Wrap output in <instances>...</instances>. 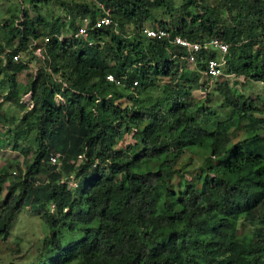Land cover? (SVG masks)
Returning <instances> with one entry per match:
<instances>
[{
	"label": "trees",
	"instance_id": "16d2710c",
	"mask_svg": "<svg viewBox=\"0 0 264 264\" xmlns=\"http://www.w3.org/2000/svg\"><path fill=\"white\" fill-rule=\"evenodd\" d=\"M96 1L109 9L116 25L92 29V44L82 38L58 39L65 25L67 32L77 27L79 17L93 20ZM162 5L170 20L159 24L169 36L217 37L228 43L222 74L203 72L214 50L201 49L190 62L179 57L184 49L167 38L142 32L150 10ZM171 5L172 0H79L66 5L68 19L57 16L45 23V31L36 27L42 19L29 17L24 9L18 19L0 23V50L7 49L6 60L0 61V85L9 86L6 97L16 91L14 76L26 65L12 60V53L47 36L46 67L38 68L28 85L32 106L20 116L22 124L7 128L12 148L22 157L32 154L31 159L23 157V168L19 162L0 165V192L5 191L0 237L9 235L18 210L40 206L39 216L51 231L43 244L54 254L38 264H264V107L250 96L232 93L226 76L264 82V0ZM232 11L224 21L223 12ZM187 63L193 64L182 78L179 71ZM106 73L120 77L121 84L106 80ZM220 76L224 79H216L213 90L238 118H249L245 138L231 147L225 131L234 118L218 119L210 130L199 123L197 111H213L200 106L193 111L195 105L187 100L194 89H205L210 78ZM159 77L168 78L160 98L146 104L134 94L156 87ZM55 93L63 102H55ZM123 97L132 105L117 104ZM132 127L140 147L133 153L130 144L126 150L114 148ZM30 134L32 146L24 143ZM200 140L207 142L209 156L199 185L185 181L182 189L173 190L168 178L174 160ZM51 150L60 152L61 168L46 163ZM225 153L223 160L210 162L211 156ZM69 162L75 164L73 189L59 180ZM13 165L16 173L10 170ZM242 219L252 230L238 237L236 223ZM61 230L79 235L63 244Z\"/></svg>",
	"mask_w": 264,
	"mask_h": 264
},
{
	"label": "rangeland",
	"instance_id": "374dc122",
	"mask_svg": "<svg viewBox=\"0 0 264 264\" xmlns=\"http://www.w3.org/2000/svg\"><path fill=\"white\" fill-rule=\"evenodd\" d=\"M79 0H0V23L4 19H18V15H21V10L24 9L29 17L37 14L40 19H42L36 27L39 31L46 30L45 23L56 18L57 16L67 17L66 5L70 2ZM202 2H207L210 6H216L219 0H200ZM186 3V0H172V8L179 6L180 4ZM166 6L162 5L160 7H155L150 10L151 17L145 20V27L159 28V22L161 20H170L168 13L166 12ZM236 11H232L230 14L223 12V20L228 21L231 16L235 14ZM77 17V16H76ZM75 17V19H76ZM63 18V17H62ZM77 20V19H76ZM66 29V25L64 27ZM63 29L64 33H67ZM3 32V31H2ZM0 32V36L4 33ZM36 45L42 47L43 37L36 38ZM16 39H13L10 44L14 45ZM92 44V42H91ZM42 52V51H41ZM27 57V61H31L32 64L35 62L40 67H46V62L43 54L28 53L26 56H22V59ZM43 59H42V58ZM192 64L185 65L179 71V76L185 78L188 70L192 67ZM34 67L28 65L24 69L17 71L14 76V82L16 86V91L10 93V97L7 96L9 90L8 84L0 85V165L9 162H18L20 158L22 162L20 167L22 168L24 164L23 157L28 160L31 159L32 154H28L26 157L21 155L18 149L12 148V141L9 139V134L7 131L8 126L18 127L22 122L20 121V116H22L25 104L22 101V96L28 91V85L34 78ZM222 80L224 77L210 78L208 80L207 87L194 89L191 94L187 97V100L194 104L195 107L192 109L196 111V107L209 108L213 111L210 114H204L203 111H197L199 113L198 121L203 124L208 129L212 130L214 128L215 121L224 118H234L233 122L228 126L225 131L228 137V147H231L235 142L245 138V128L249 118L236 116V112L230 110L229 107L225 106L224 101L220 93L213 90V85L215 80ZM229 84L231 86L232 93H241L245 96H250L260 108L264 107V82L260 80L248 79L242 75L228 76ZM168 82V78L159 77L157 80V85L154 88H146L141 90L139 93L135 92L133 87L129 91H133L135 95L142 98L144 102L150 103L157 100L162 96V91H160L161 86ZM11 92V91H10ZM16 95V97H15ZM14 96V97H13ZM15 99V101L13 100ZM117 104L120 106L132 105V100L127 98H119L116 100ZM138 105V104H137ZM255 118H260L262 115L254 114ZM135 131V127H132L131 132L124 133L123 137L116 140L114 148H119L126 150L128 144L132 145L130 152H135L139 147V141L136 135L132 132ZM222 134V133H221ZM7 135L6 139L5 136ZM261 136L263 137L262 142L264 143V129L261 131ZM32 142V134L24 140L25 144ZM32 146V143H29ZM227 154H223L219 157H210L211 163H217L223 160ZM209 156V147L206 141L200 140L191 147H185L181 151L180 155L174 160L175 171L171 173L169 180V187L177 191L183 188L184 182H195L199 185L198 175L201 174L203 168L207 165L206 160ZM71 167L69 171L63 175L64 178L69 177V174L74 176V163H70ZM62 167V163L59 168ZM10 170H15L16 167L13 165ZM68 188L73 189L72 186ZM4 189L0 192V200L3 198ZM41 207H23L18 210L9 225V235L5 237H0V264H38L43 261H48L54 254V250H51L49 245H44V238L48 237L50 230L47 225L42 221L39 216ZM236 232L238 237L244 235H249L252 228L250 224L244 219L236 223ZM62 231L61 243L65 244L73 240V237H78L79 234H71L65 230Z\"/></svg>",
	"mask_w": 264,
	"mask_h": 264
},
{
	"label": "built area",
	"instance_id": "2783aa9c",
	"mask_svg": "<svg viewBox=\"0 0 264 264\" xmlns=\"http://www.w3.org/2000/svg\"><path fill=\"white\" fill-rule=\"evenodd\" d=\"M96 8H99L96 17L92 20L88 16H81L79 17V24L77 27L69 31L67 33L61 32L57 37L58 39H63L65 37L69 39H74V38H82L85 40L88 44H91L92 39L89 38V35L92 32V29L97 28L101 25H116L115 20L113 19L110 11L108 8H105L103 3L101 1H96ZM69 17L67 16V19ZM142 32L149 37H165L167 38V41L172 44L176 45L182 49H184V54L179 55L180 58H183L187 61L194 62L195 59L197 58V54L201 49H212L216 52V55L213 57H209L205 60V67L203 72L208 73L212 76L220 75L223 73V65L225 62L224 59V54L227 53L228 51V43L217 38V37H211V38H206L202 40H190L186 37H182L180 35H174V36H169V32L165 30L162 27L159 28H153V27H143ZM36 39H31L25 50H18L11 55V59L16 61V60H21L24 62L26 65L30 67H34V72L38 68H45V67H40L38 64L35 62L32 64L31 61H27V57L25 59H22V56H26L28 53L36 54L39 56V54H43L45 51V41L47 40V36L43 37V45L42 47H38L36 45ZM7 49L5 50H0V61L4 62L6 60V55H7ZM42 51V52H41ZM42 58V57H41ZM43 59V58H42ZM227 77L230 76V74L226 75ZM105 79L111 82H114L115 84H121V79L120 77H115L112 73H106L105 74ZM136 84V80L133 81V85ZM64 86L65 84L62 83ZM22 101L27 108H30L32 106V100H31V92L28 90L25 92V94L22 96ZM54 100L57 104L63 102V98L59 95V93L54 94ZM77 160L81 161L82 156L78 155ZM46 163L49 165L53 166V169H57L61 163H62V156L59 151H50L47 154L46 158ZM12 173H16L15 170L11 171ZM60 182L66 183L67 186H72L73 188L76 187L77 185V178H75L72 174H69V177L66 179L63 176L59 177ZM44 179H35L34 183H39L43 182Z\"/></svg>",
	"mask_w": 264,
	"mask_h": 264
},
{
	"label": "clouds",
	"instance_id": "9594fccd",
	"mask_svg": "<svg viewBox=\"0 0 264 264\" xmlns=\"http://www.w3.org/2000/svg\"><path fill=\"white\" fill-rule=\"evenodd\" d=\"M18 162H19V163H21V162H22V159H21V160H19ZM22 168H23V166H22ZM58 168H59V167H58ZM58 168H57V169H58ZM74 188H75V187H74Z\"/></svg>",
	"mask_w": 264,
	"mask_h": 264
},
{
	"label": "crops",
	"instance_id": "0c3cea01",
	"mask_svg": "<svg viewBox=\"0 0 264 264\" xmlns=\"http://www.w3.org/2000/svg\"><path fill=\"white\" fill-rule=\"evenodd\" d=\"M25 66H26V65H25ZM24 68H25V67H24ZM24 68H23V69H24ZM21 70H22V69H21ZM15 87H16V86H15ZM20 160H21V158H20Z\"/></svg>",
	"mask_w": 264,
	"mask_h": 264
}]
</instances>
